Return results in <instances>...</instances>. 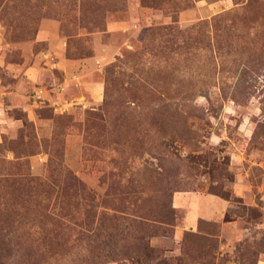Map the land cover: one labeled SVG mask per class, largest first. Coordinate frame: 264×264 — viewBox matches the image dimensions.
<instances>
[{"label":"rangeland","instance_id":"374dc122","mask_svg":"<svg viewBox=\"0 0 264 264\" xmlns=\"http://www.w3.org/2000/svg\"><path fill=\"white\" fill-rule=\"evenodd\" d=\"M146 1L0 0V94L45 54L102 84L1 105L0 264H264V0Z\"/></svg>","mask_w":264,"mask_h":264},{"label":"crops","instance_id":"0c3cea01","mask_svg":"<svg viewBox=\"0 0 264 264\" xmlns=\"http://www.w3.org/2000/svg\"><path fill=\"white\" fill-rule=\"evenodd\" d=\"M42 34V36H41ZM50 33L46 30H40L37 37L38 39H47ZM47 58L43 60L40 65L34 67L24 64L22 69L12 74L17 78L9 89L4 90L3 93L7 95L4 97L3 93L0 94V139L3 130V114L5 113L4 107L1 105L11 107L24 106L27 110V115L31 117V112L35 107H40L42 104L52 105L55 110L71 111L79 105L85 106L89 101H98L101 97L102 84L96 82L92 76L85 79L84 70L88 66L94 67L95 62L89 58L85 59H65L60 57L55 59L50 57V54H45ZM71 64L75 67V71L70 72L66 65ZM56 68L64 69V80L55 81L52 77L53 70ZM11 69V67H10ZM27 83H30L33 90L27 89ZM72 88V90H70ZM76 89V90H75ZM36 120H40L38 116L34 115ZM19 118H9L10 125L18 126Z\"/></svg>","mask_w":264,"mask_h":264},{"label":"trees","instance_id":"16d2710c","mask_svg":"<svg viewBox=\"0 0 264 264\" xmlns=\"http://www.w3.org/2000/svg\"><path fill=\"white\" fill-rule=\"evenodd\" d=\"M144 3H148L146 0H143ZM151 2L156 3L158 2V0H151ZM7 232H4V228H0V240H2V242L7 243L6 239H7Z\"/></svg>","mask_w":264,"mask_h":264}]
</instances>
